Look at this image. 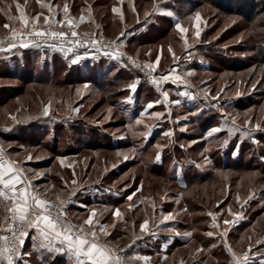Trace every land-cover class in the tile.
<instances>
[{
    "label": "rangeland",
    "instance_id": "obj_1",
    "mask_svg": "<svg viewBox=\"0 0 264 264\" xmlns=\"http://www.w3.org/2000/svg\"><path fill=\"white\" fill-rule=\"evenodd\" d=\"M16 3L29 19L41 14L38 28L46 27L49 15L41 4L54 5L55 20L64 18L67 4L81 37L122 42L115 51L124 53L125 62L130 56L142 65L159 55L155 76L172 67L181 75L194 70L186 77L190 87L168 83L158 90L147 70L122 67L102 53L92 58L71 44L63 47L73 51H65L59 41H50L56 44L52 48L0 51V145L39 174L33 183L47 188L51 199L65 200L77 223L96 210L100 223L110 226L113 245L124 248L134 234L142 236L128 253L149 257L148 264H230L222 241L206 235L217 232L210 213L217 214L220 230L230 227L227 241L234 252L251 246L264 255V245L256 243L264 240V0H0V39L10 35L5 24L24 27ZM176 22L189 29L184 35L193 47L187 51ZM173 54L181 58L178 66ZM137 78L133 93L129 85ZM162 91H169V103L145 111L149 102L163 100ZM178 91L188 95L177 96ZM177 99L179 105L171 103ZM157 111L164 116L151 115ZM213 127L222 131L208 137ZM117 208L120 218L113 215ZM162 213L174 219L161 223ZM240 213L243 218L236 219ZM145 219L148 234L140 229Z\"/></svg>",
    "mask_w": 264,
    "mask_h": 264
},
{
    "label": "snow or ice",
    "instance_id": "obj_2",
    "mask_svg": "<svg viewBox=\"0 0 264 264\" xmlns=\"http://www.w3.org/2000/svg\"><path fill=\"white\" fill-rule=\"evenodd\" d=\"M40 2V0H38ZM123 3V0H120ZM8 8L11 5L7 6ZM41 7H47L49 11L48 16H44V28H38L37 24L40 19L38 14L36 17L29 19L19 3L15 4V8L19 13V20L23 24V28L17 30L10 24H5V29L10 31V35L7 38V47H0L2 52H11L19 49H43L47 47H56L55 43L50 41H59L62 50L73 51V48H64V44H71L77 48H84L85 54L91 53L92 58H95L96 54L102 53L104 57H107L114 61H119L122 67L127 68L131 64L134 68L144 72L150 77V82L157 86L159 90L161 84H172L179 87L185 85L190 87L186 77L192 76L194 70H188L183 75L178 71V67H172L167 74H160L159 76L153 75L156 72L157 66L160 64V56L158 55L155 62H148L145 64H138L132 57H127L126 62L124 60L123 52H116L115 49L122 47V42L106 41L101 37L92 34H84L83 37L75 30L78 21L69 15V7L67 4L63 7V19L55 20L52 9V4H41ZM133 12L136 9L133 7ZM157 10L154 5V12ZM3 11V9H0ZM91 8L88 6L82 10L80 21L84 20V13H90ZM114 13H121V8L114 7L112 9ZM167 16L172 17L173 12L167 11ZM146 17L149 15L145 13ZM9 20L13 17L9 16ZM123 19V15H121ZM194 19L197 23L201 21V13L196 12ZM139 22V21H138ZM174 27L181 34V39L184 40V48L187 51L193 45H190L188 39L184 34L189 32L188 28L182 27L179 22H176ZM126 33L121 32L120 36H124ZM201 30L199 27L195 28L193 33L195 42H199ZM119 40V37L117 38ZM5 43L0 39V45ZM111 49V51H109ZM169 48V52H171ZM189 59L192 57V53H188ZM80 57L77 56L71 59L72 64L78 63ZM180 57H176L173 54V64L178 66ZM139 83V78L136 82L129 85L133 93L136 92ZM87 87V85H85ZM177 96H187V92L178 91ZM161 95L163 100H156L149 102L146 105L145 111L153 109L157 104L169 103V91H162ZM195 99V97H192ZM215 99V97L213 98ZM131 102V101H129ZM177 105L180 104V100L172 101ZM78 111V109H73ZM49 112L48 107H44L43 115L47 116ZM156 119H160L164 116L163 112L151 113ZM170 115V113H169ZM222 118L227 121L228 115L221 113ZM15 119V117H13ZM137 124L142 123L140 119L136 120ZM233 125L235 120H232ZM257 127H259L257 125ZM221 127H213L207 132V136L211 137L213 134L220 133ZM166 136H171V132L165 133ZM160 147V146H157ZM183 147V146H181ZM27 159L31 160L32 157L28 156ZM157 160L160 159L158 154ZM205 162H209L207 156L204 157ZM60 163L63 165L64 158H60ZM115 167V165H113ZM75 177V172H73ZM39 174L30 172V170L21 166V164L15 159L11 158L6 152L3 145H0V218H2V224H0V264H29L30 257L33 252L36 253L38 260L41 264H56L57 257L64 259L65 264H134L135 261H144L148 264L150 260L147 256H140L138 254L128 253V249L132 248L137 239H142V236H136L132 243L124 248H120L113 245L108 237L111 233L108 231L109 225L100 223L97 217L96 210H91L89 217L82 224H75L67 216L65 210V200L59 196L55 200L48 196L49 190L47 188H41L39 185L33 183L34 179H39ZM76 183L75 179L72 181ZM75 192L73 191L72 195ZM132 196H128L129 201L132 200ZM254 198L252 195L248 199ZM247 203V201H245ZM87 207V206H85ZM131 207V206H130ZM219 207V204L217 205ZM243 207V205L241 206ZM114 217L120 218L122 213L117 208L113 213ZM213 219L212 227L217 229V232L209 231L206 233L208 237L217 236L221 241L225 249L231 255L232 259L230 264H254L256 258L264 260V255H260V250L253 252L251 246L241 254H237L233 251L232 247L228 244L227 235L231 230L230 227H224L222 230L215 223V213H210ZM96 218V219H94ZM243 214H236V219H242ZM174 216L169 213L164 215L162 213L161 223L165 221H171ZM235 220H225V225H232ZM111 227H115L113 224ZM141 233L148 234L150 232L149 221L147 219L140 225ZM154 235V233H152ZM180 235L179 233H175ZM31 239L32 251H24L26 241ZM257 244L264 245V240H257ZM166 246V245H165ZM216 246V245H213ZM47 253V261L44 259V251Z\"/></svg>",
    "mask_w": 264,
    "mask_h": 264
},
{
    "label": "crops",
    "instance_id": "obj_3",
    "mask_svg": "<svg viewBox=\"0 0 264 264\" xmlns=\"http://www.w3.org/2000/svg\"><path fill=\"white\" fill-rule=\"evenodd\" d=\"M71 208L74 209L75 208L74 205H71ZM134 248H135V246L132 249H134ZM25 250H26V252L27 251H32V241H31V239L26 241ZM130 251H131V249H130ZM43 255H44L45 261H47L46 250L44 251ZM29 264H41V262H40V260H38V257H37L35 252H33V255L30 257ZM56 264H65V261H64L63 258L57 257Z\"/></svg>",
    "mask_w": 264,
    "mask_h": 264
},
{
    "label": "built area",
    "instance_id": "obj_4",
    "mask_svg": "<svg viewBox=\"0 0 264 264\" xmlns=\"http://www.w3.org/2000/svg\"><path fill=\"white\" fill-rule=\"evenodd\" d=\"M7 38H8V36L3 37L2 40H4L5 42H7ZM66 208H67V203L65 202V210H66ZM66 214H67V212H66ZM67 216L72 220L73 223H75V224H81V223H77L76 221H74L68 214H67Z\"/></svg>",
    "mask_w": 264,
    "mask_h": 264
},
{
    "label": "trees",
    "instance_id": "obj_5",
    "mask_svg": "<svg viewBox=\"0 0 264 264\" xmlns=\"http://www.w3.org/2000/svg\"><path fill=\"white\" fill-rule=\"evenodd\" d=\"M70 204H71V202H70ZM70 207V205H68V208ZM67 211V210H66ZM67 214L69 215V213H68V211H67ZM70 216V215H69ZM24 250H25V247H24Z\"/></svg>",
    "mask_w": 264,
    "mask_h": 264
}]
</instances>
